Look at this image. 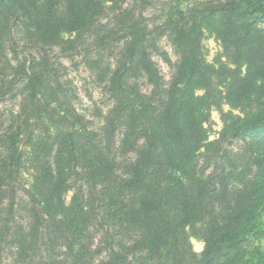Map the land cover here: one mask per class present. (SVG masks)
<instances>
[{"label": "trees", "instance_id": "1", "mask_svg": "<svg viewBox=\"0 0 264 264\" xmlns=\"http://www.w3.org/2000/svg\"><path fill=\"white\" fill-rule=\"evenodd\" d=\"M136 1L0 0V104L18 98L0 111V264L7 249L21 264L41 253L46 264H264V0H205L156 27ZM205 33L222 49L213 62ZM53 47H91L86 65L111 101L98 129ZM153 53L173 69L167 82ZM212 110L222 128L209 140Z\"/></svg>", "mask_w": 264, "mask_h": 264}, {"label": "rangeland", "instance_id": "2", "mask_svg": "<svg viewBox=\"0 0 264 264\" xmlns=\"http://www.w3.org/2000/svg\"><path fill=\"white\" fill-rule=\"evenodd\" d=\"M205 0H148L147 3L140 5V1L135 2L137 11L141 10L142 15L145 17L150 27H156L161 24L169 15H175L177 11H184L188 7L194 5H199ZM130 2V1H128ZM136 11V12H137ZM12 35H14L15 40L18 42L20 51L32 55H36L35 49L29 47L23 40H21L19 34L16 32V28H13ZM158 46L161 50L167 53L168 58L171 63H175L178 59L173 46L171 45L170 38L167 34L162 35L157 40ZM203 46L206 50V60L208 62H213V60L221 54L222 49L218 41L214 39L213 36L205 33L204 39L202 41ZM92 51L91 47L87 50V55L84 57L83 54H77L72 52H63L57 47L47 49V54L49 55L51 61L54 62L55 66L58 68V73L62 80H65L69 88L74 95V104L77 111L88 119L90 126L94 129H98L102 125V118L99 115H104L108 109L111 107V101L108 97L105 84L106 81H99L95 77L94 73L86 65V59H91L90 54ZM152 59L157 63L161 75L167 82L173 71L172 67L165 63L162 58L156 53L152 54ZM102 65L104 63L112 62V56L109 53H105L103 58H101ZM140 89L143 92L149 90V86L146 85L144 79H140ZM18 98H6L3 103L0 104V111L5 117L7 112L15 111L17 109ZM224 110L228 109L227 105L222 106ZM208 130L209 140L217 139L219 132L222 128V122L220 120V114L216 110H212L210 122L205 124ZM222 145H227L228 149L238 151L243 145H247L243 141H232L222 142ZM229 145V146H228ZM263 146L260 148H254L256 153L262 150ZM70 195V194H69ZM264 219V217H263ZM99 234L94 237V243L98 244ZM191 245L194 251L200 253L204 248V243L196 238H191ZM254 244H259L264 252V240L260 239L255 241ZM42 257L35 264H46L44 253H41ZM3 264H21L16 263L13 249H7L3 251Z\"/></svg>", "mask_w": 264, "mask_h": 264}]
</instances>
